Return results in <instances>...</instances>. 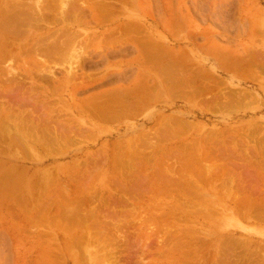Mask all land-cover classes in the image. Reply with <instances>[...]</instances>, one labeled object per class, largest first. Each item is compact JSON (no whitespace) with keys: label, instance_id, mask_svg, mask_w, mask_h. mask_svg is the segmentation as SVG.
Masks as SVG:
<instances>
[{"label":"rangeland","instance_id":"rangeland-1","mask_svg":"<svg viewBox=\"0 0 264 264\" xmlns=\"http://www.w3.org/2000/svg\"><path fill=\"white\" fill-rule=\"evenodd\" d=\"M31 2L0 28V264H264V0Z\"/></svg>","mask_w":264,"mask_h":264},{"label":"bare ground","instance_id":"bare-ground-1","mask_svg":"<svg viewBox=\"0 0 264 264\" xmlns=\"http://www.w3.org/2000/svg\"><path fill=\"white\" fill-rule=\"evenodd\" d=\"M13 1V6H11V7H9L10 9L9 10H3V8H1V10H0V28L2 29V30H4V28L6 29H13V30H17V32L16 33H19V25L22 27L24 24V20L23 19H20V17L22 16V15H24V12L23 13H21V11H25L24 9L23 10H21L22 9V4H23V0H12ZM33 2H31V3H33L34 5H33V7H31L30 8V5H32V4H30L28 7H26V6H24V7H26L27 9H29V10H31V11H33V13L34 14H38V15H41V17H44L45 18V16H47V15H50L51 13L53 14V12L54 11H56L57 9V7L59 6L60 7V5H62V2H64V0L62 1V0H32ZM62 1V2H61ZM94 1V0H93ZM78 2V0H74V6L71 8V12L72 13H74V14H76L77 12H78V9H79V7L77 8L76 7V3ZM67 3V2H66ZM124 3H125V1H124ZM128 3V2H127ZM4 4V3H3ZM11 4V3H10ZM71 4H72V2H71ZM66 5V4H65ZM107 5V4H106ZM63 6V5H62ZM23 7V8H24ZM129 7V6H128ZM66 8V7H65ZM68 8V7H67ZM100 8H102L103 9V11H104V9H105V7H104V4H103V6L102 7H100ZM119 8V7H118ZM59 9V8H58ZM61 9V8H60ZM62 10V9H61ZM106 10V9H105ZM109 10L110 11H112V12H118V11H116L115 10V8H113V9H111V7H109ZM58 11V10H57ZM102 11V10H101ZM103 11H102V13H103ZM120 11H122V10H120ZM119 11V12H120ZM59 12V11H58ZM57 12V13H58ZM66 12V11H65ZM60 13V12H59ZM105 13V12H104ZM111 12H109V14H110ZM64 14H66V13H64ZM112 14V13H111ZM26 15V14H25ZM24 15V16H25ZM30 15H32V14H30ZM57 15V14H56ZM61 15H62V13H61ZM106 15V14H105ZM108 15V14H107ZM106 15V16H107ZM113 15V14H112ZM111 15V16H112ZM23 16V17H24ZM29 17V18H27L28 20L30 19V16L27 14L25 17ZM58 16V15H57ZM114 16V15H113ZM34 17V16H33ZM55 17V16H54ZM65 17H66V15H65ZM32 18V17H31ZM43 18V19H44ZM52 18V17H51ZM59 18V17H58ZM81 18V17H80ZM103 18H104V16H103ZM61 19H62V16H61ZM36 21H37V19H35ZM34 20V21H35ZM42 20V19H41ZM54 20H56V19H54ZM77 20V19H76ZM77 21H79V20H77ZM28 22V21H27ZM33 22V21H32ZM70 22V21H69ZM108 22H109V20H108ZM36 23V22H35ZM39 23H41V22H39ZM23 24V25H22ZM30 24V23H29ZM35 25V24H34ZM78 25V24H77ZM85 25V24H84ZM90 25V24H89ZM127 25V24H126ZM29 26V25H28ZM31 26H32V24H31ZM127 26H129V25H127ZM126 26V27H127ZM20 27V28H21ZM30 27V26H29ZM31 28V27H30ZM34 28V27H33ZM32 28V29H33ZM130 28V27H129ZM6 29V30H7ZM123 29H124V27H123ZM2 30H0V32H2ZM23 30V29H22ZM62 30V29H61ZM126 30V29H125ZM124 30V31H125ZM128 30H131V29H128V27H127V30H126V32H129ZM69 31V30H68ZM4 32H5V30H4ZM7 32H11V30L10 31H7ZM6 32V33H7ZM14 31H12V33H13ZM23 32V31H22ZM38 32V31H37ZM41 32V31H40ZM61 32V31H60ZM64 32V31H63ZM70 32V31H69ZM6 33H4V34H6ZM8 33V34H9ZM56 33V32H55ZM114 33H116V32H114ZM3 34V32H2V35H4ZM75 34V35H74ZM74 34H71L69 37H67L68 39H70L71 41H67L69 44H75V43H80V42H78L77 41V35H76V33L74 32ZM118 34V33H117ZM1 35V34H0ZM9 35H11V34H9ZM18 34H16V36H17ZM30 35V34H29ZM56 35H57V33H56ZM55 35V36H56ZM7 36V35H6ZM15 36V37H16ZM2 37V36H1ZM91 37V36H90ZM113 37H115V36H113ZM112 37V38H113ZM61 38H62V36H61ZM107 38H109V37H107ZM63 39V38H62ZM62 39H61V41H62ZM12 40V39H11ZM109 40V39H108ZM115 40V39H114ZM1 41V40H0ZM8 41H10V40H8ZM13 41V40H12ZM11 41V42H12ZM15 41V40H14ZM47 41V40H46ZM45 41V42H46ZM60 41V42H61ZM39 42V41H38ZM44 41H42V43H43ZM93 42H94V40H93ZM5 43V42H4ZM52 43V42H51ZM38 44V43H37ZM40 44V43H39ZM67 44V43H66ZM7 45H9V44H7ZM10 45H11V43H10ZM7 46V48L9 49L11 46ZM27 45V44H26ZM47 45V44H46ZM57 45V44H56ZM76 45V44H75ZM151 45V44H150ZM12 46H13V44H12ZM28 46V45H27ZM26 46V47H27ZM36 46V45H35ZM54 47H56L55 46V44L53 45ZM67 46V45H66ZM65 46V47H66ZM145 46H146V44L144 45V48H145ZM3 47V46H2ZM25 47V48H26ZM46 47V46H45ZM49 47V46H48ZM51 47H52V45H51ZM51 47H49V48H45L44 49V53L43 54H47L48 56H46V57H51L52 56V54H53V52H52V50H53V48H51ZM77 47V46H76ZM4 48L6 49V46L4 45ZM22 48H24V47H22ZM36 48V47H35ZM39 47H37L36 49H38ZM57 48V47H56ZM5 49H3L2 48V51L3 50H5ZM7 49V50H8ZM18 48L17 47H14L13 48V50H17ZM27 49H28V47H27ZM64 49V48H63ZM67 49V48H66ZM11 48H10V51L13 53L14 51H13ZM23 50V49H22ZM56 50V49H55ZM78 50V49H77ZM24 51H25V49H24ZM58 51V50H57ZM86 51V50H85ZM0 52H1V50H0ZM9 52V51H8ZM11 52H9L8 53V55H12V54H10ZM16 52V51H15ZM14 52V53H15ZM32 52V51H31ZM30 52V54H32ZM36 52V51H35ZM159 52H161V51H159ZM6 53H7V51H6ZM56 53V52H55ZM80 52H78L77 54H79ZM84 53V52H83ZM83 53H82V56H83ZM162 53V52H161ZM212 53V52H211ZM2 54H4L5 56H6V54H5V51H3L2 52ZM33 54H35V53H33ZM64 54V53H63ZM170 54V53H169ZM169 54H168V56H169ZM8 55L6 56V58L8 57ZM170 55H172V53L170 54ZM177 55H178V53H177ZM176 55V56H177ZM35 56V55H34ZM37 56H38V54H37ZM41 56V55H40ZM60 56V55H59ZM80 56H81V54H80ZM80 56H78L79 58H80ZM156 56V55H155ZM159 56H160V54H159ZM163 56V55H162ZM175 56V57H176ZM23 57V56H22ZM26 57V56H25ZM77 57V56H76ZM161 57V56H160ZM172 57V56H171ZM183 57V56H182ZM3 58H5L4 56H3ZM2 58V59H3ZM42 58V57H41ZM60 58H61V56H60ZM16 59V58H15ZM51 59V58H50ZM64 59V58H63ZM66 59V58H65ZM78 59V58H77ZM148 59H149V62L151 61V59L148 57ZM164 59V58H163ZM46 60V59H45ZM44 60V61H45ZM54 60V59H53ZM62 60V59H61ZM79 60V59H78ZM81 60V59H80ZM165 60H167V58L165 59ZM13 61V60H12ZM163 61V60H162ZM14 62V61H13ZM49 62V61H48ZM78 62V61H77ZM81 62V61H80ZM164 62V61H163ZM169 62V61H168ZM172 62V61H171ZM170 62V63H171ZM72 63V62H71ZM153 63V62H152ZM151 63V64H152ZM188 63V62H187ZM45 64V63H44ZM75 65H76V62L74 63ZM78 64V63H77ZM15 65V64H14ZM174 64H171L170 66H172L174 69H175V66H173ZM78 66H80V64H78ZM178 66V65H177ZM180 66V65H179ZM178 66V67H179ZM169 66H167V67H164V68H168ZM172 67H169V68H172ZM189 67V66H188ZM10 68V67H9ZM13 68V67H12ZM77 67L76 66H72L71 65V68H70V71L72 72V73H74L73 74V76H71V77H74L75 76V73H76V70L78 69V68H81V67H78L77 69H76ZM167 69V72L169 71L171 74L173 73V72H175V71H173V68L172 69ZM186 68V67H185ZM192 68V67H191ZM7 70H9L8 68H7ZM79 70V69H78ZM165 70V69H164ZM163 70V71H164ZM173 72H172V71ZM17 71V70H16ZM46 71H47V69H46ZM70 72V73H71ZM168 72V73H169ZM202 72H204V71H202ZM177 73V72H176ZM176 73H174V74H176ZM188 73V72H187ZM194 73H196V71H194ZM193 73V74H194ZM170 74V75H171ZM185 74V73H184ZM201 74V73H200ZM163 75V74H162ZM164 75H166V73L164 74ZM169 74H167V76H168ZM182 76V75H181ZM180 76V77H181ZM43 77V76H42ZM182 77H184V76H182ZM81 78V77H80ZM143 78V77H142ZM174 78H175V76L172 78L173 80H174ZM178 78H179V75H178ZM188 78H189V76H188ZM191 78V77H190ZM193 78V77H192ZM86 79V78H85ZM180 79H182V78H180ZM179 79V80H180ZM185 79V78H184ZM183 79V80H184ZM173 80H172V85H173ZM176 80H178V79H176ZM183 80H181V81H183ZM184 82V81H183ZM180 83V82H179ZM182 83V82H181ZM168 84V83H167ZM184 84V83H183ZM149 85V84H148ZM178 85V84H177ZM187 86H189L188 84H187ZM192 86H194V85H192ZM152 87H154V86H152ZM179 87H180V85H179ZM178 87V88H179ZM151 88V87H150ZM175 88H177L176 86L174 87V90H176ZM177 88V89H178ZM135 89H137V88H135ZM154 89V88H153ZM183 90H184V88H182ZM186 89H188L187 87H186ZM35 90V89H34ZM156 90H158V89H156ZM179 90V89H178ZM193 90H195V89H193ZM192 90V91H193ZM31 91V90H30ZM154 91H155V89H154ZM173 90H171V92H172ZM185 91V90H184ZM32 92H34V91H32ZM130 92L131 91H129V89H126V90H122V93H121V95H120V92L117 90V93H114L115 95H113V94H111L110 96H108L107 98L103 95L102 97H104V98H99V99H96V100H93V101H91V102H89V103H87V106H88V110H90L91 112L90 113H94L95 114V112H96V115H98L101 119H104V117H105V115H104V113L105 114H107V112H109V111H114V112H116V111H118V110H123V108H125L124 107V104L122 103V101H123V98H125V97H127V99L130 97ZM30 92H28L27 94H29ZM160 93H161V91H160ZM188 93V92H187ZM175 94V93H174ZM190 94V93H189ZM30 95V94H29ZM163 94H161V96H162ZM192 95V94H191ZM25 97H27V95L25 96ZM135 97V96H134ZM141 97V96H140ZM27 99V98H26ZM151 99H152V97H151ZM25 100V99H24ZM24 100H23V102H24ZM132 100V99H131ZM144 100V99H143ZM153 100V99H152ZM20 101H22V98H21V100ZM26 102H27V100H25ZM29 101V100H28ZM25 102V103H26ZM25 103H22V105L23 104H25ZM131 103V102H130ZM30 104V103H29ZM26 105V104H25ZM51 106V105H50ZM123 106V107H122ZM84 107V106H83ZM127 107V106H126ZM1 108V107H0ZM82 108V107H81ZM85 108V107H84ZM127 109V108H126ZM7 110V109H6ZM125 110V109H124ZM126 111H128V109L126 110ZM125 111V112H126ZM112 112H110V116L112 117V119H115V118H117L118 117V119H119V115L118 116H116V115H114L115 116V118L113 117V115H111V113ZM113 112V113H114ZM93 114V115H94ZM118 114V113H117ZM120 114H123L122 112H120ZM126 115H128V112L127 113H125ZM124 114V115H125ZM130 114H131V112H129V116H130ZM96 115H94L95 117H96ZM125 115V116H126ZM14 116V115H13ZM93 116V117H94ZM20 117H22V116H20ZM94 117V118H95ZM126 117H128V116H126ZM101 119H100V121H101ZM108 120V118H105L104 119V121L105 120ZM20 120V119H19ZM22 120H24V119H22ZM95 120H96V118H95ZM117 120V119H116ZM175 120V118H173V121ZM7 121V120H6ZM5 121V122H6ZM98 121V120H97ZM172 121V120H171ZM176 121H177V119H176ZM175 121V122H176ZM8 122V121H7ZM178 122V121H177ZM112 123V122H111ZM9 124V123H8ZM176 124V123H175ZM7 125V124H6ZM39 125V124H38ZM4 126V125H3ZM163 126H165V125H163ZM162 126V127H163ZM5 127V126H4ZM175 127V126H174ZM7 128H9V127H7ZM7 128L5 127V130H7ZM13 128V127H12ZM165 128V127H164ZM10 129V128H9ZM174 129V128H173ZM177 129V128H176ZM54 131H55V129H54ZM47 132V131H46ZM15 132H13V134H14ZM50 133V132H49ZM55 133V132H54ZM57 133V132H56ZM168 133V132H167ZM167 133H165V134H167ZM16 134V133H15ZM62 134V133H61ZM64 134V133H63ZM60 135V134H59ZM66 135V134H65ZM18 136V135H17ZM64 136V135H63ZM69 136V135H68ZM71 136V135H70ZM70 136H69V138H70ZM14 137V136H13ZM56 137V136H55ZM58 137V136H57ZM60 137H61V135H60ZM65 137V136H64ZM72 137V136H71ZM1 138V137H0ZM17 138V137H16ZM54 138V137H53ZM63 138V137H62ZM66 138V137H65ZM2 139V138H1ZM4 139V138H3ZM59 139V138H58ZM51 140V139H50ZM55 140V139H54ZM6 141V140H5ZM57 141V140H56ZM50 142V141H49ZM52 142V141H51ZM51 142H50V144H51ZM55 141H53V143H54ZM55 144V143H54ZM58 144V143H57ZM45 145H47V144H45ZM44 145V146H45ZM52 145V144H51ZM60 145H61V143H60ZM145 145V144H144ZM17 146H19V145H17ZM21 146H23V145H21ZM41 146V145H40ZM48 146H50V145H48ZM46 147V146H45ZM1 148V147H0ZM21 148V147H20ZM47 148V147H46ZM22 150V149H21ZM60 150V149H59ZM27 151H28V149H27ZM162 151V150H161ZM185 151V150H184ZM120 152V151H119ZM127 153V152H126ZM117 157V156H116ZM164 157V156H163ZM118 160V159H117ZM156 160V159H155ZM209 160V159H208ZM122 161V160H121ZM214 161V160H213ZM117 162V161H116ZM167 162H168V160H167ZM119 163V162H118ZM121 163V162H120ZM169 164V163H168ZM216 164V163H215ZM165 165H167V164H164L163 166H165ZM217 165V164H216ZM224 166V165H223ZM167 167H169L168 165H167ZM170 167H171V165H170ZM173 168H174V166H172ZM171 167V168H172ZM206 167V166H205ZM211 167V166H210ZM224 168V167H223ZM222 168V169H223ZM186 169V168H185ZM184 169V170H185ZM170 170H172V169H170ZM208 170V169H207ZM217 170V169H216ZM215 171V170H214ZM184 172V171H183ZM206 172V171H205ZM212 172V171H211ZM209 173V174H211V176L212 175H214L213 173ZM49 174V173H48ZM159 174V173H158ZM208 174V175H209ZM217 174V173H216ZM39 176V175H38ZM50 177V176H49ZM159 177V176H158ZM6 178V177H5ZM40 177H38V180H40L39 179ZM52 178V177H51ZM51 178H49L50 180H51ZM37 180V181H38ZM162 180V179H161ZM168 180V179H167ZM198 180H200V179H198ZM44 181H46V180H44ZM165 181V180H164ZM172 181V180H171ZM174 181V180H173ZM205 181V180H204ZM215 181V180H214ZM160 182V181H159ZM200 182V181H199ZM206 182V181H205ZM38 183V182H37ZM208 183H209V181H208ZM166 184V183H165ZM164 184V185H165ZM196 184V183H195ZM209 184H211V183H209ZM43 185V184H42ZM258 185H256V187H257ZM170 188H171V186H170ZM258 188V187H257ZM258 190V189H257ZM260 188H259V192H260ZM193 191V190H192ZM257 191V192H258ZM224 192V191H223ZM259 192H258V194H259ZM160 193H161V191H160ZM264 193V192H263ZM262 193V194H263ZM161 195V194H160ZM192 195V194H191ZM255 195V194H254ZM206 196V195H205ZM263 196V195H262ZM193 197V196H192ZM195 197V196H194ZM208 197V196H207ZM255 197V196H254ZM122 198H124V197H122ZM121 198V199H122ZM135 198H136V196H135ZM202 198V197H201ZM200 198V199H201ZM125 199V198H124ZM161 199V198H160ZM123 200V199H122ZM163 200H164V198H163ZM129 202H130V199L128 200ZM122 202V201H121ZM244 202V201H243ZM242 202V203H243ZM123 203V202H122ZM124 203H125V200H124ZM149 203V202H148ZM126 204V203H125ZM243 204H245V203H243ZM248 204V203H247ZM264 204V203H263ZM253 207H254V205H253ZM256 207H257V205H256ZM256 207H255V209H254V211L253 212H255V210H256ZM258 207H260V210L262 209L261 208V206H258ZM246 208V207H245ZM245 208H243V211H245L246 209ZM252 208V207H251ZM250 208V209H251ZM138 209V208H137ZM218 209V208H217ZM245 209V210H244ZM264 209V208H263ZM113 210V209H112ZM117 210V209H116ZM257 210H259V208L257 209ZM119 211V210H118ZM131 211H135V210H131ZM263 211V214H264V210H262ZM113 212V211H112ZM201 212V211H200ZM109 213V212H108ZM131 213H133V212H131ZM258 213V212H257ZM256 213V216L258 215ZM41 214V213H40ZM117 214V213H116ZM120 214V213H119ZM213 214V213H212ZM244 214H246L245 212H244ZM262 214V212H261V216L263 215ZM134 215V214H133ZM215 216H217L216 214H214ZM252 215H253V213H252ZM108 216V215H107ZM249 216V215H248ZM260 216V215H259ZM110 217V216H109ZM117 217V215L115 216V218ZM119 217V216H118ZM121 217V216H120ZM263 217H264V215H263ZM112 218V217H111ZM252 218V217H251ZM256 218V217H255ZM262 218V217H261ZM73 219V218H72ZM113 220V219H112ZM119 220V219H118ZM117 220V221H118ZM247 220H249V219H247ZM252 220H253V218H252ZM119 223V222H118ZM117 223V224H118ZM80 224V223H79ZM264 224V223H263ZM128 225V224H127ZM130 225V224H129ZM85 226V225H84ZM120 226V225H119ZM125 226V225H124ZM123 226V227H124ZM76 227V226H75ZM89 227V226H88ZM88 227H87V229H88ZM123 227H122V229H123ZM134 227V226H133ZM77 228V227H76ZM119 228V227H118ZM127 228V227H126ZM114 229H115V227H114ZM125 229V228H124ZM86 230V229H85ZM115 230H117V229H115ZM126 230V229H125ZM133 230V229H132ZM120 231H122L121 229H120ZM120 231H118V233L120 232ZM128 231V230H127ZM133 232V231H132ZM129 232H127V234H128ZM120 234H121V232H120ZM119 234V235H120ZM126 233H125V235H127ZM118 235V236H119ZM117 236V235H116ZM131 235L129 234V236L128 237H130ZM174 236V235H173ZM121 238H123L122 236H120ZM120 237H118L119 239H120ZM128 237H126V238H128ZM182 237V236H181ZM85 238V237H84ZM131 238V237H130ZM129 238V239H130ZM171 238V237H170ZM117 239V238H116ZM119 239H117V240H119ZM177 239H179V238H177ZM233 239V238H232ZM128 240V239H127ZM183 240V239H182ZM80 241V240H79ZM122 241V240H121ZM126 241V240H125ZM123 242H124V239H123ZM123 242H122V244H123ZM130 242V241H129ZM153 242V241H152ZM160 242V241H159ZM232 242V241H231ZM125 243V242H124ZM77 244V243H76ZM120 244V243H119ZM179 244V243H178ZM255 244V243H254ZM180 245V244H179ZM126 246H129V243H127V245ZM125 246V247H126ZM175 246V245H174ZM237 246V245H236ZM122 247V246H121ZM154 247V246H153ZM177 247H180V246H177ZM247 247H248V245H247ZM247 247H245V248H247ZM244 248V249H245ZM129 249V248H128ZM180 249V248H179ZM181 249H182V246H181ZM184 249V248H183ZM248 249H250V248H248ZM81 250V249H80ZM222 251V250H221ZM257 251H258V249H257ZM220 252V251H219ZM223 252V251H222ZM253 252V251H252ZM257 253V252H256ZM263 253V252H262ZM197 254V253H196ZM229 254V253H228ZM264 254V253H263ZM192 255V254H191ZM194 255V254H193ZM261 256H264V255H261ZM260 256V257H261ZM155 257V256H154ZM187 257V256H186ZM226 257V256H225ZM251 257V256H250ZM253 258V257H252ZM173 259V258H172ZM238 259V258H237ZM260 259V258H259ZM263 259V258H262ZM262 259H260V260H262ZM256 260V259H255ZM258 260V259H257ZM198 261V260H197ZM221 261V260H220ZM222 261H223V259H222ZM204 262V264L206 263L205 261H203ZM202 262V263H203ZM224 262V261H223ZM251 262V261H250ZM259 262V261H258ZM115 263H117V262H115ZM220 263V262H219ZM228 263V262H227ZM120 264V263H119ZM121 264H125V263H121ZM200 264V263H199ZM207 264V263H206ZM221 264V263H220Z\"/></svg>","mask_w":264,"mask_h":264}]
</instances>
